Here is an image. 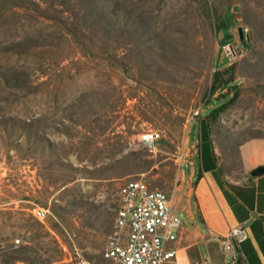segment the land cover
<instances>
[{"label":"rangeland","instance_id":"374dc122","mask_svg":"<svg viewBox=\"0 0 264 264\" xmlns=\"http://www.w3.org/2000/svg\"><path fill=\"white\" fill-rule=\"evenodd\" d=\"M231 66L232 88L210 96L214 73ZM237 92L207 126L217 99ZM255 137L264 0H0V264H110L125 183L171 198L200 143L234 168Z\"/></svg>","mask_w":264,"mask_h":264},{"label":"crops","instance_id":"0c3cea01","mask_svg":"<svg viewBox=\"0 0 264 264\" xmlns=\"http://www.w3.org/2000/svg\"><path fill=\"white\" fill-rule=\"evenodd\" d=\"M237 161L223 165L210 139L200 143L196 168L170 198L182 219L176 240L166 244L177 250L176 264H228L220 239L239 224L249 238L237 264H264V174L252 175L264 168V137L242 143Z\"/></svg>","mask_w":264,"mask_h":264},{"label":"built area","instance_id":"2783aa9c","mask_svg":"<svg viewBox=\"0 0 264 264\" xmlns=\"http://www.w3.org/2000/svg\"><path fill=\"white\" fill-rule=\"evenodd\" d=\"M156 141L154 132L144 137L150 151L156 150ZM5 176V168L0 163V180ZM34 215L43 220L48 211L37 207ZM181 225L182 219L174 213L168 194L152 190L142 181H129L120 188L119 210L104 258L110 264H176L177 250L166 249V244L176 240ZM248 238L247 226L239 224L220 239L228 264L238 263L239 247ZM78 264L91 263L82 260Z\"/></svg>","mask_w":264,"mask_h":264},{"label":"trees","instance_id":"16d2710c","mask_svg":"<svg viewBox=\"0 0 264 264\" xmlns=\"http://www.w3.org/2000/svg\"><path fill=\"white\" fill-rule=\"evenodd\" d=\"M232 11L229 10L227 14V18L219 25L218 30H224L226 31L228 27L231 25V19H233ZM235 79V68L233 66L228 67L227 69L220 70L214 73L213 75V81L211 84V87L209 89V95L215 96L220 90L223 88H232V84ZM239 97V93H235L234 97L228 101L223 102L221 99L218 100V104L215 106V108L210 112L209 116L206 117L208 123H206L207 126H210V123L212 121H217L221 114L233 103L237 101ZM255 138H263V137H255ZM254 139V138H253ZM49 146H53L51 143ZM49 146L47 148H49ZM55 212H57L55 210ZM9 259L12 261L14 260V257L8 258V263H10Z\"/></svg>","mask_w":264,"mask_h":264},{"label":"water","instance_id":"95a60500","mask_svg":"<svg viewBox=\"0 0 264 264\" xmlns=\"http://www.w3.org/2000/svg\"><path fill=\"white\" fill-rule=\"evenodd\" d=\"M264 174V168H260L256 171H254V173L252 174L253 176H260Z\"/></svg>","mask_w":264,"mask_h":264}]
</instances>
